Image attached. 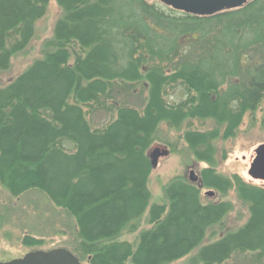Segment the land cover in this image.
<instances>
[{
  "label": "trees",
  "instance_id": "trees-1",
  "mask_svg": "<svg viewBox=\"0 0 264 264\" xmlns=\"http://www.w3.org/2000/svg\"><path fill=\"white\" fill-rule=\"evenodd\" d=\"M52 1L60 12L40 57L0 84V185L13 196L40 190L73 217L69 246L82 264L263 262L264 181L219 172L217 142L236 138L247 114L264 131V0L212 15L159 0H0V73ZM138 87L140 105L116 100ZM179 87L185 97L171 103ZM100 109L114 116L95 122ZM162 124L204 166L197 181L173 176L156 199L149 151L173 145ZM236 199L249 215L230 230Z\"/></svg>",
  "mask_w": 264,
  "mask_h": 264
},
{
  "label": "rangeland",
  "instance_id": "rangeland-1",
  "mask_svg": "<svg viewBox=\"0 0 264 264\" xmlns=\"http://www.w3.org/2000/svg\"><path fill=\"white\" fill-rule=\"evenodd\" d=\"M59 12L60 8L52 1L47 15L37 23L36 37L28 50L13 59L12 67L9 71L0 73V84H5L11 78L16 77L17 74L25 70L36 58L40 57L43 41L51 34L53 24L58 18ZM138 88V90L134 91L136 95L133 96H128L127 93L117 94V91L115 94L116 100H127L130 104L140 105L143 96L140 94L142 88ZM184 92L179 87L168 100L171 103L178 102L185 97ZM262 104L264 108V101ZM260 115V110H258L256 116L260 117ZM112 116L114 114L106 112L103 109L91 114V117H94L95 122L98 123L107 121ZM249 116L252 115L247 114L244 117L240 132L236 138L217 142L220 150L218 171L227 176L238 174L246 181L261 184L262 182L259 180L250 177L249 169L252 151L264 142V131L261 129L260 123L253 122ZM210 126H212L211 121L195 122V127L200 129H206ZM159 135L161 139L170 140L173 145L168 146L162 143L163 141H157L149 151L150 153L153 147L157 145L165 146L169 150L167 156L159 158L158 166L155 167L150 178L149 186L156 199L162 196L163 183L173 176L184 174L190 179L189 173L191 169L195 170L198 175L204 166V164L195 160L191 150H189L184 140L180 139L179 132L175 129L162 124ZM224 153H226L225 159H223ZM212 198H217V196ZM206 200H208V197L204 199V201ZM235 201L237 204L234 211L225 220L226 228L230 230L242 226L249 215L247 206L241 205L237 199ZM226 228L225 231L227 230ZM74 229V218L66 213L65 210L56 206L44 192L31 189L20 196H13L5 187L0 185V262L22 257L27 252L38 249L48 250L55 247H65L72 250L69 245L73 242L72 233ZM27 236L42 240L41 245H24L23 239ZM124 238L133 240L134 235L128 234ZM187 261L188 257L172 264H187ZM83 264L89 263L85 262ZM229 264H264V261L258 262L248 253L233 256Z\"/></svg>",
  "mask_w": 264,
  "mask_h": 264
},
{
  "label": "water",
  "instance_id": "water-1",
  "mask_svg": "<svg viewBox=\"0 0 264 264\" xmlns=\"http://www.w3.org/2000/svg\"><path fill=\"white\" fill-rule=\"evenodd\" d=\"M160 2L187 13L197 15H212L224 10L239 8L249 0H159ZM169 150L165 146H154L150 152L152 165L158 166L159 158L167 156ZM249 175L256 180L264 181V142L259 144L251 153ZM189 178L198 179L195 170H191ZM207 195L213 196V190H207ZM0 264H82L78 256L71 250L59 247L50 250H33L24 256L14 258Z\"/></svg>",
  "mask_w": 264,
  "mask_h": 264
}]
</instances>
